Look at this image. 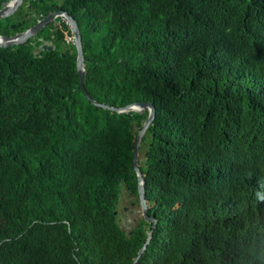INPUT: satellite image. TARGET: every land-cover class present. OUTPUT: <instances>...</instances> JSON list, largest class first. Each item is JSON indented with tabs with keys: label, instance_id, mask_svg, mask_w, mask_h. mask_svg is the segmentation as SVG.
Listing matches in <instances>:
<instances>
[{
	"label": "trees",
	"instance_id": "obj_1",
	"mask_svg": "<svg viewBox=\"0 0 264 264\" xmlns=\"http://www.w3.org/2000/svg\"><path fill=\"white\" fill-rule=\"evenodd\" d=\"M25 1L29 24L75 18L93 100L155 107L138 163L156 225L136 264H264V0ZM68 32L0 48V264H132L151 230L114 215L122 186L137 196L147 112L85 98Z\"/></svg>",
	"mask_w": 264,
	"mask_h": 264
},
{
	"label": "water",
	"instance_id": "obj_2",
	"mask_svg": "<svg viewBox=\"0 0 264 264\" xmlns=\"http://www.w3.org/2000/svg\"><path fill=\"white\" fill-rule=\"evenodd\" d=\"M26 6L27 11L21 12V16L24 15L27 12H33L34 9H31L28 2L24 0H5L1 3L0 7V20L7 19L9 17L15 16V14H18L20 9ZM62 15L69 23L72 29V33L74 35L75 39V50H76V71L79 79V88L85 98L94 106L109 110L111 112H115L118 114L121 113H143L147 112L146 120L143 122L141 129L136 134V139L134 142L133 147V170L137 177V196L136 201L140 207V213L142 216V219L145 220L146 223H151V230L147 234V239L145 243L143 244L142 248L138 252L137 256L133 260L132 264H136L141 255L144 253L147 245L150 242V239L152 237L153 229L156 225V220L148 215V212L150 210V204L145 198V178L144 175L141 173L139 169V163H138V157H139V149L141 145V141L143 136L146 133L147 128L152 124L154 118H155V107L150 102H136L131 103L127 106L115 108L111 107L105 104H98L95 100H93L88 93L86 92L84 88V80H85V74H86V66L84 63V56H83V50H82V43H81V35L80 30L78 27V24L74 17H72L68 12L63 10H54L50 13H48L46 16L40 15L37 20L34 21V23L29 24L32 21L33 15H27L25 18V24H29L25 30L22 32H18L12 36L7 35H0V48H9L13 46L18 45H24L28 42L29 39L35 38L38 36L39 32L46 28L48 25L52 24L55 18ZM21 16H16L15 20L18 21V25L21 26ZM13 29L14 26H11ZM54 36V34H52ZM42 42V45L40 47V51H51L53 48L49 42H46L42 39H40ZM64 54H61L63 56ZM116 211L114 212V215H116ZM132 230V229H131ZM132 234V231L128 233L130 236Z\"/></svg>",
	"mask_w": 264,
	"mask_h": 264
},
{
	"label": "rangeland",
	"instance_id": "obj_3",
	"mask_svg": "<svg viewBox=\"0 0 264 264\" xmlns=\"http://www.w3.org/2000/svg\"><path fill=\"white\" fill-rule=\"evenodd\" d=\"M54 1L56 3H58V4H60L62 2V0H54ZM20 10H23V7ZM9 20H11V19H9ZM2 27H6V21H5V19L4 20H1V24H0V35L2 34V30H1ZM10 31L13 32L14 30H10ZM71 33H72V29H71ZM72 36H73V39H74L73 33H72ZM38 41H40V39H38ZM41 45H42V42H41ZM41 45L37 48L38 51H40ZM72 46H75V39H74V43H73ZM133 129L136 130L135 127H133ZM143 155H144L143 154V150L141 149L139 151V157H138V160L139 161L142 160ZM135 198L136 197H134L133 195H130L126 191V189L124 188V186H122L120 188V191H119V199H118V202L116 204V213H117L116 214V221H117V224H118L119 228L121 230H123L125 233H129L130 231H132L131 229H133V226L138 221H140L142 219V216H141V213H140V207H139V205H138L137 202H136L134 208H129V203L130 202H135ZM125 208L127 210H131L132 213L130 215H128V212H124Z\"/></svg>",
	"mask_w": 264,
	"mask_h": 264
},
{
	"label": "built area",
	"instance_id": "obj_4",
	"mask_svg": "<svg viewBox=\"0 0 264 264\" xmlns=\"http://www.w3.org/2000/svg\"><path fill=\"white\" fill-rule=\"evenodd\" d=\"M62 26H65L67 30L69 31L68 33L65 34V44L70 47L69 45H73L74 39L71 33V26L70 23L62 16L60 15L58 18L55 19L54 21V27L56 29L61 28Z\"/></svg>",
	"mask_w": 264,
	"mask_h": 264
},
{
	"label": "flooded vegetation",
	"instance_id": "obj_5",
	"mask_svg": "<svg viewBox=\"0 0 264 264\" xmlns=\"http://www.w3.org/2000/svg\"><path fill=\"white\" fill-rule=\"evenodd\" d=\"M31 9H34V11H33V12H30L29 15H30V16L33 15V18H32V20H33V19L36 17V10H35L34 7H32ZM15 18H16V16L14 17V19H15ZM15 21H16V20H15ZM21 22H22V20H21ZM16 23L18 24V21H16ZM11 26H14V28L12 29ZM15 28H16L15 24H11V25H10V29H11V30H14V31H15ZM16 33H18V32H15V34H16ZM3 34H6L7 36H12V35H14V34L8 35L6 32L4 33V31H3ZM136 202H137V201H136V198H135V202H130V203H129V208H134ZM124 212H128V215H130V214L132 213L131 210H127L126 208H125ZM135 225H136V224H135ZM135 225H134V226H135Z\"/></svg>",
	"mask_w": 264,
	"mask_h": 264
},
{
	"label": "clouds",
	"instance_id": "obj_6",
	"mask_svg": "<svg viewBox=\"0 0 264 264\" xmlns=\"http://www.w3.org/2000/svg\"><path fill=\"white\" fill-rule=\"evenodd\" d=\"M57 18H58V17H57ZM55 19H56V18H55ZM54 21H55V20H54ZM54 21H53L52 25H53V28L56 29V28L54 27Z\"/></svg>",
	"mask_w": 264,
	"mask_h": 264
},
{
	"label": "crops",
	"instance_id": "obj_7",
	"mask_svg": "<svg viewBox=\"0 0 264 264\" xmlns=\"http://www.w3.org/2000/svg\"><path fill=\"white\" fill-rule=\"evenodd\" d=\"M23 11H24V10H23ZM23 11H22V12H23ZM49 43H50V42H49ZM50 44H51V43H50Z\"/></svg>",
	"mask_w": 264,
	"mask_h": 264
}]
</instances>
